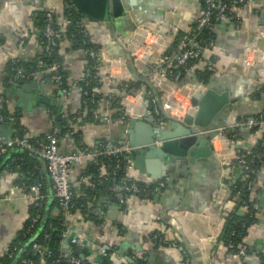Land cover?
Here are the masks:
<instances>
[{
  "label": "crops",
  "instance_id": "obj_1",
  "mask_svg": "<svg viewBox=\"0 0 264 264\" xmlns=\"http://www.w3.org/2000/svg\"><path fill=\"white\" fill-rule=\"evenodd\" d=\"M121 4L123 15L111 22L91 18L75 3L81 23L94 39L100 61L98 86L94 89L98 96L97 117L93 115L78 126L84 113L82 93L77 88L68 93L58 92L49 67L41 64L37 38L46 11H53L56 24L63 32L57 52L62 58L67 83L83 74L89 62L86 48L65 36L63 0H0V98L7 113L14 115L15 126L23 129L24 136L44 142L54 128L60 132L61 128L73 126L74 130L79 129L83 144L92 149L128 144L122 140L128 128L121 101L126 95L124 86L137 80L128 52L119 44L116 33L125 35L135 28L137 38L143 40L150 36L145 31L155 32L162 37L163 47L150 60L159 58L173 51L171 48L181 37H193L203 0H121ZM234 11L240 19L238 25L222 22L214 29L215 46L210 55L214 56L218 70L203 82L232 96L212 122V130L228 129L211 136V154L191 163L189 160L167 162L145 153L141 167L132 161L134 178L140 184L166 179V188L148 198L128 195L123 203L95 185L97 168L95 175L87 173L91 159H82L73 165L69 171L71 189L76 196L83 197L86 195L83 189L91 190L86 197L90 210L88 215L76 211L69 217V228L60 247L63 254L72 253L88 264H98L96 257L102 255V250L110 256L112 264H262L258 255L264 253V164L253 178L252 193L256 195L258 207L256 221L243 237L248 248L246 255L232 254L221 240L229 212H248L242 204V192L239 196L235 192L236 184L246 182L247 177L240 170L221 164L215 150L224 145L230 151L236 148L246 151L264 132L263 129L253 134L246 127H231L237 119L264 112V60L250 67L236 62L249 47L264 53V0H247ZM12 63L34 68V75L25 79L12 77ZM151 70L150 62L137 70L148 84L144 83L135 92L147 94L151 90L158 98L155 88H147L152 86ZM199 70H204L202 63L191 65L185 71L184 81H201ZM16 79H23L24 83L14 86ZM166 87L184 97L175 86ZM104 116H108V122ZM153 116L155 121L163 120V116L162 119ZM6 122L10 123L8 127L0 126V143L14 132V123ZM58 143L61 153L78 152L85 147L79 149L70 134L69 137L61 135ZM154 144L160 146L161 142ZM15 149L19 148L8 149L0 162H5L0 168V259L31 216L32 200L26 185L33 184L28 183L32 171L38 174V179H43L41 191L46 203L54 199L45 162L34 154ZM18 154L27 155L23 168L19 163H12ZM74 237L81 240L72 243ZM41 262L46 264L44 260Z\"/></svg>",
  "mask_w": 264,
  "mask_h": 264
},
{
  "label": "built area",
  "instance_id": "obj_2",
  "mask_svg": "<svg viewBox=\"0 0 264 264\" xmlns=\"http://www.w3.org/2000/svg\"><path fill=\"white\" fill-rule=\"evenodd\" d=\"M247 0H203L201 15L197 19L195 29L202 31L207 29L208 32H214L215 27L219 23H230L233 25L239 24V16L234 11L236 8L241 7ZM63 14L62 21L65 26H74L75 33L71 34L69 40L72 42H79L86 48V55L88 57V64L85 66L83 74L67 83L66 77L60 73L62 62L56 60L50 62L48 65L51 74L53 75V82L58 88L60 93H68L71 89H79L83 96V103L89 99L91 102L95 101V92L92 89L91 82L97 79L100 69V61L95 42L89 31L83 26L79 17L78 10L73 0H63ZM45 24L42 32L44 41L40 43V49L45 56H54L58 52V42L60 36V29L56 24V17L54 12L47 10L45 13ZM55 23V24H54ZM150 36L143 40L137 38L136 30L133 31L132 36L128 43V50L132 57V61L136 69L140 70L147 62L151 64V71L149 73V80L155 88L156 95L147 92L148 100L150 102L152 114L162 119L163 115L170 118L181 120L187 114L191 106L190 96L194 92L205 90L206 86L202 81L188 82L181 78L182 72L186 71L194 63H202L204 70L209 73H214L218 70L215 58L211 54V50L215 46L214 35L204 38H195L183 36L181 37L173 51L165 54L159 58L150 60L151 55L163 46L162 37L150 30L145 31ZM150 60V61H149ZM264 60V53L256 47H249L244 50V54L236 59L237 63L243 64L245 67H250L254 62ZM12 77L14 78H30L34 75V68L25 69L22 66H17L12 63L11 66ZM63 78H65V85H63ZM181 83V85H179ZM166 85H173L179 90L183 96H179L174 90L167 89ZM134 101L132 102V100ZM136 100V101H135ZM158 100L160 106H158ZM142 94L138 91L133 94L127 93L121 101L123 106V113L125 118L140 117L144 113ZM3 99L0 98V121L14 123L13 135L0 143V151L2 154L10 148L24 149L32 154L42 158L45 162L47 173L49 175L53 196L58 202V209L64 214L63 225L65 229L69 228V217L73 215L71 211L75 207L73 201L74 193L71 189L70 168L82 159H92L97 163L98 159H105L106 162L99 163L97 166L98 178L95 183L100 186L102 190L111 194L118 202L123 203L128 195H136L142 198H148L159 195L166 188V179H158L150 184H140L132 174L133 165L130 158L131 147L126 144L117 145H104L97 149H92L87 146L83 147L78 152L61 153L59 148L60 132L53 129L44 142L40 140H31L24 135L18 134L16 120L14 115L7 113ZM94 116L97 114L94 112ZM124 118V116H123ZM107 122L108 116L103 117ZM231 127L248 128L253 134L264 129V112L256 115H248L237 119ZM227 127L217 128L218 134L227 130ZM211 130L194 127L192 134H202ZM64 137H69V133L62 134ZM225 142H229L228 138L224 137ZM224 146V145H223ZM216 148L215 152L221 164L230 167L231 170H240L247 179L246 182L236 187V195H240L243 188L251 189L254 185V176L258 172L261 165L264 164V132L254 142L253 147L260 146L259 150L252 151L247 149L243 151L236 148L230 151L224 147ZM256 163L253 167L250 164ZM249 176L253 178L249 179ZM39 181L30 185H26L29 192L28 197L32 200V204L36 207V212L29 218V223L26 227V232L31 231L35 224L39 221L40 210L45 195L41 191L42 178ZM108 183L106 184V182ZM257 203L251 205L250 210H256ZM77 211V210H76ZM75 213V212H74ZM64 235V232H63ZM49 234H45L44 239H48ZM80 238H72V243H78ZM229 248L233 247L232 243L227 245ZM238 252L236 255L243 257L246 255L247 246L243 242V238L237 243ZM33 254L39 257L50 256L51 250L47 243L39 241L32 244ZM106 251L102 250V255H106ZM12 252L8 256H11ZM69 264H85L76 255L69 254L66 260ZM27 264H34L31 259L26 260Z\"/></svg>",
  "mask_w": 264,
  "mask_h": 264
},
{
  "label": "water",
  "instance_id": "obj_3",
  "mask_svg": "<svg viewBox=\"0 0 264 264\" xmlns=\"http://www.w3.org/2000/svg\"><path fill=\"white\" fill-rule=\"evenodd\" d=\"M74 1L82 11L88 14L91 18L97 20H109L113 22L115 18L124 13L121 0ZM92 4H95V7H92ZM134 29L125 35L120 32L116 33V38L122 48L128 52L135 79L144 81L148 84L146 79L140 78V73L136 70L128 50V43ZM21 82L24 83V80L16 79L13 85L20 86ZM34 85L37 86V84ZM205 86V90H198L191 94V106L189 107L187 114H185L181 120L163 115L162 121H155L151 111L150 102L145 98L147 94L146 92L142 93V96L144 97L143 104L146 109L142 116L130 117L127 119L128 129L122 137V140L127 141L128 145L131 147L130 157L133 163H136L137 167H141L142 155L145 153L165 159L167 162L189 160L191 163L198 157L211 154L213 150L211 139L215 134H218V130H212V122L216 116L222 112L226 104L230 102L232 96L226 90L218 91L212 84H205ZM152 87L153 86H151V88ZM42 100L48 103L45 97H43ZM157 103L158 106H160L159 100ZM9 124L8 122H4L0 123V126L8 127ZM10 126L13 127L12 123ZM195 126L209 129L211 131L202 134H192V130ZM7 139L8 137L6 136L5 140ZM156 142H161L160 146L155 145L154 143ZM17 150L19 149H15V151ZM24 151L31 153L27 150ZM40 159L43 160L42 158ZM4 164L5 162L2 161L0 168H2ZM236 213L238 215L242 214L241 210H238ZM73 236L74 235H72V237ZM96 262L98 264H112L110 262V256L108 255H100L96 257Z\"/></svg>",
  "mask_w": 264,
  "mask_h": 264
},
{
  "label": "trees",
  "instance_id": "obj_4",
  "mask_svg": "<svg viewBox=\"0 0 264 264\" xmlns=\"http://www.w3.org/2000/svg\"><path fill=\"white\" fill-rule=\"evenodd\" d=\"M44 24H45V16L43 18V25L41 28L40 33L38 34L37 38L39 43H42V41H44V39L42 38V32L44 29ZM55 24V23H54ZM55 26L59 29L58 25L55 24ZM76 28L74 26H66L65 29V36L66 38H70L71 34L75 33ZM61 34H63V32L60 31ZM60 34V35H61ZM210 35H214V33H210L208 32L207 29H203L202 31H196L193 33V36L195 38H204V37H208ZM178 40V39H177ZM177 43V41H176ZM95 46V45H94ZM96 48V47H95ZM175 48V46L173 48H171V50H173ZM171 51L169 50L166 54H169ZM42 53V65L44 64L46 67L50 64V62L56 60L58 62H62V58H60L59 54H55L54 56H45ZM16 64V63H15ZM17 66H21L16 64ZM24 65V66H23ZM22 67H24L26 69V64H23ZM35 65V64H34ZM60 73L63 75V77L65 76V71L63 69V66H61L60 68ZM185 71L182 72L181 78L182 80L185 79ZM52 79H53V75ZM210 73L206 72L205 70H199V77L198 79H200L202 82H207V80L209 79ZM98 80L99 78H97L95 81L91 82V86L92 89H96L98 86ZM63 85H65V78H63L62 80ZM145 82L141 81V80H137V81H131L128 82L125 86H124V90H125V94L127 93H135V90L137 88H141L143 86ZM146 85V84H145ZM147 88L152 89L151 87H149L147 85ZM261 91V90H260ZM98 96L95 93V101L91 102L89 99L87 100V102L83 103L84 105H82L83 108V115L80 118V120L78 121L79 123L77 124L78 126L80 125V123L84 122V121H88L90 120L93 115L95 110L97 109L98 105ZM251 115H256V114H251ZM128 118H125L124 120H127ZM77 126V127H78ZM76 127V128H77ZM17 128L19 129L17 132L19 135H24L23 129H21L19 127V125H17ZM69 132L70 137L76 141L79 144V149H81V147L85 146L82 142V135L79 131V129L74 130L73 126H67L64 129L61 128L60 130V134L62 135L64 132ZM260 146H256L253 147L251 150L252 151H256L259 150ZM247 151V150H246ZM7 153V150L4 154L0 155V162L2 159H4V155ZM27 155L26 154H18L16 155V160H14L12 163H19L22 165V168L24 167L23 165H25V161H27ZM101 162H106V160L103 159H98L97 163H95L92 159L88 162V171L87 173L95 175L96 174V168L97 166H99V163ZM251 166L255 167L256 163H251ZM26 168V167H25ZM23 172H26V169H23ZM32 174L28 175L30 176V180L31 182L28 183H36L38 182V174L34 173V171L31 172ZM253 178V176H249V179ZM42 186H43V179H42ZM108 183V181L106 182V184ZM240 183H237L236 186H240ZM30 185V184H27ZM83 189V188H82ZM252 189H248V188H243L242 189V204L246 205V208L248 210V212H246V214H242V215H237L236 213L232 212L227 215V217L225 218V224H224V230L223 233L221 235V240L222 243L224 244V246H226V248H228L229 251H231L232 254H236L238 252V247H237V243L240 242L242 240V238L246 235L247 232V228L250 226V224H252L253 222L256 221L255 219V213L256 210H250L251 205L256 202V195L252 193ZM83 191L86 193L85 197L83 196H76L75 191L72 190V192L74 193L73 196V201L75 203V207L71 210L74 212H76V210L78 212H81L83 216L88 215L89 214V206L86 203V197L87 195L91 194V190L86 189ZM31 215H34L36 212V207L32 204V210H31ZM64 222V214L58 209V202L56 200V198H54L52 200V202L50 203H46V200L43 202L41 210H40V218L39 221L35 224V226L31 229V231L26 232V227L29 223V220H27L26 224L24 225V227L18 232L17 238L11 243L9 249L5 252V254L1 257L0 259V264H27L26 260L27 259H31L34 261V264H42V260L45 261L46 264H69L66 260L69 254H63L60 251V247H61V241L63 239V232H65V226L63 225ZM45 234H49L48 239H44ZM41 242V243H47L48 247L51 250V255L50 256H43L44 258H42V256H38L37 254H33V250H32V244L35 242ZM232 243L233 247H228L227 245ZM12 252L11 256H8L9 253ZM247 253V252H246ZM72 254V253H70ZM42 259V260H41ZM258 259H260L261 263L264 264V253H261L258 255ZM85 264H88L84 261Z\"/></svg>",
  "mask_w": 264,
  "mask_h": 264
}]
</instances>
